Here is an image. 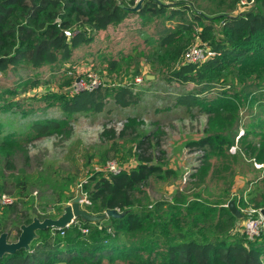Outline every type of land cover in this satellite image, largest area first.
I'll list each match as a JSON object with an SVG mask.
<instances>
[{
    "label": "trees",
    "instance_id": "obj_1",
    "mask_svg": "<svg viewBox=\"0 0 264 264\" xmlns=\"http://www.w3.org/2000/svg\"><path fill=\"white\" fill-rule=\"evenodd\" d=\"M241 1L0 0V75L9 77L11 71L22 74L12 87L0 83V111H9L11 115L21 112L25 99L20 88L44 84V72L53 84L62 80L70 88L67 95L61 90L59 95L48 92L47 85L42 92L45 102L56 103L68 116L124 112L121 119L127 121L120 135L125 136L129 129L138 131L140 120L146 121L151 114L150 103L161 112L203 107L208 113L209 129L214 132L190 144L209 149L211 157L232 159L230 165L234 167L238 159L229 152L232 145L237 147V137V153L264 164V0L247 12L233 13ZM133 15L139 17V22L126 23ZM123 23L130 28L129 37L92 45L99 31ZM195 37H200L199 45L213 54L200 61H184ZM128 45L131 46L126 48ZM143 55L154 64L169 55L168 71L151 80L147 87L160 89L157 92H144L146 87L136 84V77L143 76L139 70L141 60L132 67L136 75H128L131 65L127 64ZM80 59L90 65L85 73L78 72ZM91 73L111 76V80L71 92L77 78L90 81ZM32 114L24 111L21 115L28 122L20 131L6 129L0 122V191L11 183L20 198L27 196L28 184L23 169L15 172L12 149L26 144L25 133L47 135L63 125L62 119ZM104 136H116L115 129L105 130ZM160 138L153 130L134 136V146L130 148L138 160L135 167L117 173L96 172L84 184L90 200L86 210L102 213L115 208L126 211L123 218L110 216L98 222L78 218L62 230L40 231L28 250L6 254L0 258V264H264V235L249 240L245 234L241 237L213 232L241 220L226 206L205 207L201 200L182 206L175 204L180 213L172 214L171 219L184 221L180 222L183 229L178 232L167 227L172 221L163 222L160 211L153 206L150 210L131 209L149 181L160 177L157 173L162 167L155 161H164L166 154ZM113 149L117 153L120 150L117 145ZM101 158L106 160L104 155ZM224 167L230 170L227 164ZM165 172L168 175L171 171ZM69 179V183L76 180ZM260 197H243L239 202L245 207L264 208V193ZM64 201L67 200H59ZM31 209L29 202L25 208L8 206L0 213V234L6 231L9 240L16 241L20 225L32 221ZM193 211L199 218L190 217ZM215 214L219 220L210 226L211 234L186 237V232L200 231L203 225L213 222ZM173 225L178 227L177 223ZM85 228L87 232L83 231ZM157 232L164 238L155 236Z\"/></svg>",
    "mask_w": 264,
    "mask_h": 264
},
{
    "label": "rangeland",
    "instance_id": "obj_2",
    "mask_svg": "<svg viewBox=\"0 0 264 264\" xmlns=\"http://www.w3.org/2000/svg\"><path fill=\"white\" fill-rule=\"evenodd\" d=\"M262 1L254 0L245 7L236 8L233 13L247 12ZM262 8L264 11V6ZM138 18L137 15H133L125 22L138 23ZM126 23L119 26L111 25L107 29L99 31L96 42L92 45L97 46V42L102 41L105 43L106 40L112 43L111 39L118 37L121 40L129 37L130 28H126ZM151 26H148L149 29H153ZM139 38L144 37L139 36ZM193 43L201 44L200 37H195ZM109 46H113V44H109ZM130 46L128 45L126 48ZM204 46L209 48L208 45ZM80 57L83 58L84 56L81 54ZM145 58L144 55L133 58L127 64L131 65L128 75H136L133 68L136 62L141 60L139 70H141L143 76L136 77V84L146 87L144 92H157L160 89L147 87L151 86V80H154L155 77L163 76V73L168 71L170 67L169 55L158 59L160 63L157 64L148 62L147 58ZM83 59L79 60L77 66L80 73H85L90 69L89 64L81 63ZM21 75L20 73L14 74L12 71L9 77L4 78L0 75V81L3 80L0 83H3L5 87H12ZM99 75L91 73L88 76L90 81L86 80V78H77L73 87H71V92H77L89 87L94 80H96L94 83L96 85L94 86L99 85L104 80L105 82L111 80V76ZM42 76L44 78V84L42 85L44 86L23 87V90L22 87L20 88L21 92H23L20 95L24 96L25 99L21 112L11 115L9 111H0V122L5 124V128H16L17 131L24 129V123L28 122L21 116L24 111H29V114L33 113L31 116L36 114L63 120L61 129L50 132L47 135L34 136L30 133H25V135L28 134V137H33H27L24 146L20 145V147L11 151L12 158L16 164L15 172L22 169L25 171V178L28 184L27 196L24 198L17 196V189L11 183H7V188L1 191L13 194L16 197L14 204L21 208H25L26 202H29L32 208L29 211L31 217H38L41 220L47 217L57 218L63 213L64 207L71 204L73 199L79 195H82L81 204L85 207L86 204L90 203L88 193L84 191V184L89 181V177L96 172L106 171L105 165L107 162H114L122 170L135 167L138 160L133 156L130 148L134 146V136L150 130L160 134L162 149L166 152L165 160L162 162L155 161L162 167V170L157 173L160 177L152 178L145 192L136 196L132 210H150L153 206V208H157L160 211L163 222L166 223L171 220L173 224L177 223V228L171 223L167 227H170L174 232H178L183 229L180 222L184 221L182 219L180 221L171 219V215L180 213L179 207L174 208L175 204L182 206L186 205L187 201V203L194 201V196H189L188 198L182 196L186 191L194 192L195 194L200 192V195L198 193L196 195L198 200L204 203L203 206L205 207L223 205L228 208L227 204L230 200H234L238 204L243 197H246L247 200L254 197H256V200L261 199L260 195L264 193V164L262 167H258L256 165L258 162L247 159L241 153H237L240 149V141H238L237 137L235 138V141L238 142L236 150L229 152L232 156H237L238 161L234 167L230 165L232 164V159L228 157H211L209 156L211 153L209 149H201L197 145L190 144L192 141L204 138L209 132H214V130L209 129V125L206 122L208 113L204 111L203 107H199V110L185 109L177 112H161L163 110L156 108V104L150 103L148 113H151V117L149 115L146 121H139L136 133L129 129L127 135L122 136L120 133L127 121L126 118L121 119L124 112L104 111L98 115L81 113L68 116L60 110L56 103L45 102L42 99L44 95L42 92L47 85L50 86V91L47 90L48 92H57V95H59L58 93L62 91L67 95V90H70V88H67L62 80L55 81L53 84L48 73L43 72ZM172 93L170 92V94ZM153 109L155 111L151 112ZM151 120L156 122H151ZM11 121L14 122L13 125ZM241 123L244 124L243 121ZM241 123L240 126L242 125ZM112 128L115 129L116 136H104L105 130ZM239 133L242 134V130ZM22 135L20 136L22 137ZM116 145L120 148L118 153L113 149ZM102 155L106 157V160H102ZM226 164L230 170H226L224 167ZM165 170H170L171 172L167 175ZM204 171L207 173L204 174ZM189 173H194L196 176H191ZM185 176L186 180H184ZM70 177L76 178V180L69 183ZM199 181L202 182L200 183ZM229 184H232L230 190L228 188ZM232 192L236 194L232 195ZM60 198L67 201L59 202ZM251 203L253 202L251 201ZM239 205L245 207L242 203ZM249 206L253 207L252 205ZM7 209L8 207L0 210V213ZM10 215L13 217L12 214ZM222 216L224 219L227 218L226 215ZM190 217L199 218L194 211L190 214ZM218 220L219 215L215 214L214 221L203 225L202 230L194 233L186 232L185 235L188 238L189 236L199 237L200 235L211 234L209 231L210 226H215ZM183 225L187 226L185 223ZM214 231L221 235L226 233L228 236H245L242 219L227 224L224 228H215L213 229ZM155 236L161 239L164 238V235L158 232ZM119 264H122V262Z\"/></svg>",
    "mask_w": 264,
    "mask_h": 264
},
{
    "label": "water",
    "instance_id": "obj_3",
    "mask_svg": "<svg viewBox=\"0 0 264 264\" xmlns=\"http://www.w3.org/2000/svg\"><path fill=\"white\" fill-rule=\"evenodd\" d=\"M82 195L73 199L72 203L64 207L63 213L57 218L47 217L41 220L38 217H32V221L28 224H21V233L16 241L9 240V233L2 232L0 234V258L6 254H13L17 250H28L31 243L39 236V232L51 228L62 230L80 218L83 222H98L107 217L123 218L125 212L118 209L110 208L102 213H92L86 210L81 202ZM228 208L232 214L241 218L243 215L234 200L228 202ZM260 213L264 216V208L260 209Z\"/></svg>",
    "mask_w": 264,
    "mask_h": 264
},
{
    "label": "built area",
    "instance_id": "obj_4",
    "mask_svg": "<svg viewBox=\"0 0 264 264\" xmlns=\"http://www.w3.org/2000/svg\"><path fill=\"white\" fill-rule=\"evenodd\" d=\"M142 1V0H138ZM254 0H242L239 7H245L246 5L252 3ZM70 34V32H67ZM213 54L211 51L204 50L199 44H193L184 55V61H200L204 60L207 56ZM96 80L90 83L89 86H94ZM236 145H232L230 150L234 151ZM258 167H262L263 163H256ZM105 170L117 173L122 170V168L117 167L114 162H107L105 165ZM186 180V176L184 177ZM16 197L13 194L0 191V210L14 204ZM242 213V222H243V232L249 240H255L264 235V216L260 213L261 208H253L250 206L240 207L237 205ZM84 231H87L85 229ZM63 234V232H61Z\"/></svg>",
    "mask_w": 264,
    "mask_h": 264
},
{
    "label": "crops",
    "instance_id": "obj_5",
    "mask_svg": "<svg viewBox=\"0 0 264 264\" xmlns=\"http://www.w3.org/2000/svg\"><path fill=\"white\" fill-rule=\"evenodd\" d=\"M149 188H150V187H149ZM233 191H234V190H233ZM197 193H198V195H200V192H197ZM197 193H196V194H197ZM196 194H195L194 192H188V191H186L185 194H182V196L185 197V198H188L189 196H194V199H193V200L196 201V200H198V197H197ZM234 194H236V193H235V192H232V195H234ZM199 199H200V198H199ZM188 200H189V199H188ZM187 202H188V201H187ZM187 202H186V205L190 203V202H189V203H187Z\"/></svg>",
    "mask_w": 264,
    "mask_h": 264
},
{
    "label": "bare ground",
    "instance_id": "obj_6",
    "mask_svg": "<svg viewBox=\"0 0 264 264\" xmlns=\"http://www.w3.org/2000/svg\"><path fill=\"white\" fill-rule=\"evenodd\" d=\"M243 196V195H242Z\"/></svg>",
    "mask_w": 264,
    "mask_h": 264
}]
</instances>
